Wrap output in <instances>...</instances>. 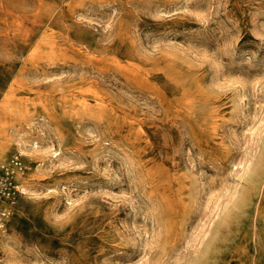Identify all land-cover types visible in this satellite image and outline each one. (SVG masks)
<instances>
[{
  "label": "rangeland",
  "instance_id": "1",
  "mask_svg": "<svg viewBox=\"0 0 264 264\" xmlns=\"http://www.w3.org/2000/svg\"><path fill=\"white\" fill-rule=\"evenodd\" d=\"M0 264H264V0H0Z\"/></svg>",
  "mask_w": 264,
  "mask_h": 264
},
{
  "label": "built area",
  "instance_id": "2",
  "mask_svg": "<svg viewBox=\"0 0 264 264\" xmlns=\"http://www.w3.org/2000/svg\"><path fill=\"white\" fill-rule=\"evenodd\" d=\"M23 170L22 162L19 158H15L9 164L0 165V229L4 225V221L9 215L7 205H2L7 201L10 204L14 202L16 193L18 192L15 183V175Z\"/></svg>",
  "mask_w": 264,
  "mask_h": 264
}]
</instances>
